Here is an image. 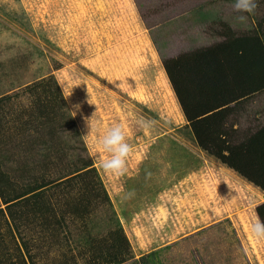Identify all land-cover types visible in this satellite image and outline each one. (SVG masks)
Here are the masks:
<instances>
[{
  "label": "rangeland",
  "instance_id": "1",
  "mask_svg": "<svg viewBox=\"0 0 264 264\" xmlns=\"http://www.w3.org/2000/svg\"><path fill=\"white\" fill-rule=\"evenodd\" d=\"M232 4L0 0V98L9 96L7 127L17 110L29 106L27 86L51 76L67 123H56L54 145L40 135L42 128L31 131L36 143L30 154L13 149L16 134L2 132V169L23 185L45 171L32 169L45 153H66L64 171L86 162L93 189L107 196L94 199L88 188L84 207L55 208L58 224L45 225L31 214L15 223L0 217V264H106L88 247L111 243L118 228L127 245L117 264H264V237L250 231L264 193L196 144L162 65L220 41L225 26L242 34L264 19V0L243 20ZM234 115L239 136L264 123V91ZM117 124L130 145L120 175L101 167L111 154L99 144ZM71 184L65 191L70 201L84 190L77 179Z\"/></svg>",
  "mask_w": 264,
  "mask_h": 264
},
{
  "label": "trees",
  "instance_id": "2",
  "mask_svg": "<svg viewBox=\"0 0 264 264\" xmlns=\"http://www.w3.org/2000/svg\"><path fill=\"white\" fill-rule=\"evenodd\" d=\"M224 29L220 41L164 59L162 65L196 144L264 193V123L239 136L236 135V118H232L247 98L264 91V19L254 30L246 33L236 34L227 26ZM27 89L32 94L29 106L15 112L13 120H9L10 127H7V119L4 118L9 109L5 106L9 96L0 98V144L5 137L2 132H7V135L14 133L18 138L11 143L13 149L30 154L32 145L36 143L31 131L42 128L40 135L45 133L53 144V140L58 139L56 123L61 127L67 123H64L61 110L59 86L52 76L29 84ZM8 140L5 138L4 142L10 144ZM54 154L45 153L40 167H32L45 171L37 173L23 185L17 184L16 179L6 173L0 164V201L4 205L0 208V217L4 221L7 216L15 223L31 214L45 225L51 222L58 224L55 208L60 212L65 208L71 212L76 211V203L84 207L85 201L81 198L89 189L94 199L104 194L93 189L95 182L90 172L93 168H87L86 162L82 161L80 165L70 163L64 171L67 154ZM74 179L79 180L81 191L82 187L84 190L78 197L71 196L70 201L65 191ZM104 198L107 199L106 194ZM255 212L257 217L264 219V203L258 204ZM110 235L113 236L111 243H99L96 247L92 243L88 249L93 251L92 256H98L103 261L100 263L117 264L125 259L121 253L127 239L121 228ZM21 261L27 264L25 259Z\"/></svg>",
  "mask_w": 264,
  "mask_h": 264
},
{
  "label": "clouds",
  "instance_id": "3",
  "mask_svg": "<svg viewBox=\"0 0 264 264\" xmlns=\"http://www.w3.org/2000/svg\"><path fill=\"white\" fill-rule=\"evenodd\" d=\"M257 0H233L234 12L240 14L239 19H244V14L254 12ZM79 108V105H75ZM71 111V110H70ZM75 114L74 111H71ZM99 144L104 151L110 153V157L102 161L101 167L109 173L120 175L125 171L126 157L130 152V145L126 141L125 134L117 124L107 129L99 139ZM131 195V193H128ZM250 231L257 237H264V219H257L250 225Z\"/></svg>",
  "mask_w": 264,
  "mask_h": 264
}]
</instances>
